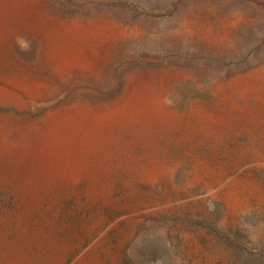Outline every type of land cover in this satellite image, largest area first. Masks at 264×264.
<instances>
[{
	"label": "rangeland",
	"instance_id": "obj_1",
	"mask_svg": "<svg viewBox=\"0 0 264 264\" xmlns=\"http://www.w3.org/2000/svg\"><path fill=\"white\" fill-rule=\"evenodd\" d=\"M0 264H264V0H0Z\"/></svg>",
	"mask_w": 264,
	"mask_h": 264
}]
</instances>
